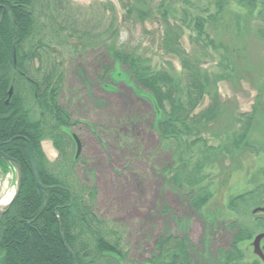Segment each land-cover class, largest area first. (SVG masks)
I'll list each match as a JSON object with an SVG mask.
<instances>
[{"label": "trees", "instance_id": "16d2710c", "mask_svg": "<svg viewBox=\"0 0 264 264\" xmlns=\"http://www.w3.org/2000/svg\"><path fill=\"white\" fill-rule=\"evenodd\" d=\"M120 2L123 16L109 2L105 25L95 33L75 15L71 0H0V150L20 163L23 175L19 196L0 221V264H126L129 260L126 229L95 211L99 189L81 155L73 154L77 123L61 101L65 58L97 49L126 68L148 98L160 147L172 157V164L163 168L166 186L183 197L184 207L200 215L206 229L198 246L183 231V219L174 216L183 233L163 232L153 255L143 264H261V257L254 251L251 254L245 244L256 232H264L263 181L252 180L254 188L229 203L227 210L235 215L228 222L224 219L227 211L220 218L208 219L203 209L213 197L211 187L218 174L222 179L239 170L253 150L249 137L256 120L264 115V98L260 94L247 114L223 109L215 85L226 74L210 75L203 69L201 59L184 46L183 34L186 27L203 47L215 45L206 30L209 19L217 20L236 3L248 17L264 20V0H216V11L208 16L185 8L179 14L180 23L175 24L170 16L177 15V10L169 0ZM133 19L140 23L159 20V50L179 60L180 72L171 61L155 68L138 47L123 41L122 27ZM259 28L264 44V27ZM19 38L14 63L13 45ZM108 73L110 66L105 65L103 76ZM103 76L101 84L108 89ZM207 96L212 99L209 105L196 111ZM237 125L240 131L235 133ZM44 139L51 140L59 152L57 161H48ZM30 146L42 189L35 183ZM13 170L12 163L0 158V175ZM221 225L230 233L231 242L213 251L211 244Z\"/></svg>", "mask_w": 264, "mask_h": 264}, {"label": "rangeland", "instance_id": "374dc122", "mask_svg": "<svg viewBox=\"0 0 264 264\" xmlns=\"http://www.w3.org/2000/svg\"><path fill=\"white\" fill-rule=\"evenodd\" d=\"M169 1L177 10V15L170 16L172 24L180 23L179 14L182 15L181 10L185 8L202 16L216 11V0H190L188 5L184 0ZM109 2L122 17L125 11L120 0H71V8L76 16L87 21V28L98 33L109 16L105 9ZM216 19H209L206 25L215 45L207 43V47H203L195 40V33L186 27L183 44L194 57L201 59L202 68L210 75L226 74V79L215 85L223 109L250 113L257 97L262 94L264 98V44L259 34L264 20L258 16L248 17L246 10L236 3L229 5ZM122 28L123 41L138 47L155 68L165 67L166 62L171 61L176 71H181L178 59L159 50L162 26L158 19L144 23L133 19ZM105 65L110 66V73L103 76ZM64 68L66 81L61 101L77 123L73 131L83 144L81 161L90 168V179L99 189L95 211L101 218L115 221L126 229L125 239L130 252L126 264H143L153 255L157 239L165 231L188 232L199 246L206 231L203 219L184 207L183 197L166 186L163 168L172 164V157L160 147L152 127L153 109L131 74L101 49L65 58ZM100 76L104 77L108 89L103 88ZM31 96L30 93L29 101ZM211 100L207 96L196 111L208 106ZM223 116L225 118L226 113ZM260 119L254 123L249 137L253 150L244 157L239 170L222 179L221 173L216 177L211 187L213 197L203 209L206 218L211 219L214 215L220 218V213L227 211L224 219L228 222L235 215L227 210L229 203L252 190V180L264 182L261 176L264 172V115L261 114ZM237 131H240V125L233 132ZM42 148L49 162L57 161L59 152L51 140L44 139ZM75 153L76 147L73 148ZM15 191V170L0 175V204L6 205ZM166 207L170 211H166ZM174 216L183 219V231ZM261 233L264 232H256L245 244L251 254L255 250V238ZM230 242V233L221 225L211 250L227 247ZM260 248L263 255L260 262L264 264V238Z\"/></svg>", "mask_w": 264, "mask_h": 264}, {"label": "water", "instance_id": "95a60500", "mask_svg": "<svg viewBox=\"0 0 264 264\" xmlns=\"http://www.w3.org/2000/svg\"><path fill=\"white\" fill-rule=\"evenodd\" d=\"M21 40V38H19L13 45V60H14V63L16 61V45L17 43ZM73 136V139L76 143V158H78L82 152V149H83V144H82V141L80 140V138L75 134L73 133L72 134ZM0 146H1V143H0ZM0 158L6 160L7 162L9 163H12L14 165V168H15V174H16V191L13 195V197L8 201V203L6 205H2L0 204V221L4 215V213L13 205V203L17 200L20 192H21V188H22V181H23V175H22V168H21V165L20 163L15 160L14 158L10 157L9 155H7L5 152H3L2 150H0ZM30 163H31V167H32V170H33V175H34V179H35V183H36V186L39 188V189H42L43 188V185L41 184L40 180H39V177H38V173H37V170H36V166H35V162H34V150H33V147L30 146ZM264 238V233H261V234H258L255 238V241H254V252L256 254H258L261 258L263 257L262 255V252H261V248H260V242L261 240ZM62 240L64 242L65 245L66 242L64 241V238L62 237ZM69 251L74 259V262L76 263V259H75V255L73 253V251L69 248Z\"/></svg>", "mask_w": 264, "mask_h": 264}, {"label": "flooded vegetation", "instance_id": "af4514ba", "mask_svg": "<svg viewBox=\"0 0 264 264\" xmlns=\"http://www.w3.org/2000/svg\"><path fill=\"white\" fill-rule=\"evenodd\" d=\"M186 208H188V210L192 209L190 206H187ZM188 210H184V211L187 212ZM191 213H194V214H196L197 216L200 217V215H199L195 210H193V209H192ZM261 215H262V214H261ZM263 216H264V213H263ZM252 252H253V251H252ZM260 259H261V258H260ZM261 261H263V260H261Z\"/></svg>", "mask_w": 264, "mask_h": 264}]
</instances>
